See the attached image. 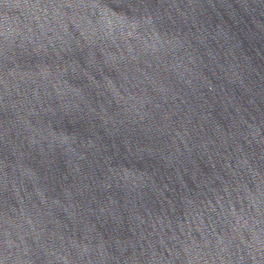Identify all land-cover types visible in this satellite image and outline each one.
Masks as SVG:
<instances>
[{"label":"water","instance_id":"95a60500","mask_svg":"<svg viewBox=\"0 0 264 264\" xmlns=\"http://www.w3.org/2000/svg\"><path fill=\"white\" fill-rule=\"evenodd\" d=\"M11 0H0V29L6 16Z\"/></svg>","mask_w":264,"mask_h":264}]
</instances>
